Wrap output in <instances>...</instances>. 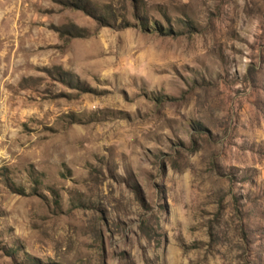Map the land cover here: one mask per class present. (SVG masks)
<instances>
[{
	"label": "rangeland",
	"instance_id": "rangeland-1",
	"mask_svg": "<svg viewBox=\"0 0 264 264\" xmlns=\"http://www.w3.org/2000/svg\"><path fill=\"white\" fill-rule=\"evenodd\" d=\"M0 264H264V0H0Z\"/></svg>",
	"mask_w": 264,
	"mask_h": 264
}]
</instances>
